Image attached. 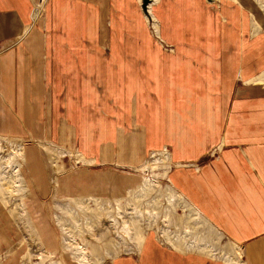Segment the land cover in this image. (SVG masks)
<instances>
[{"label": "crops", "instance_id": "obj_1", "mask_svg": "<svg viewBox=\"0 0 264 264\" xmlns=\"http://www.w3.org/2000/svg\"><path fill=\"white\" fill-rule=\"evenodd\" d=\"M33 2L0 0V134L48 137L83 151V111L87 113L83 109V91L92 88L83 85V76L76 70H95L102 84L98 102L104 105L107 101L111 107L118 101L113 108L128 119V126L126 132L117 124L112 140L105 139V131L112 125L107 118L111 116L100 117L95 150L89 149L86 140L85 151L89 162H94L92 166L130 167L150 148L170 144L176 169L171 182L211 226L243 247L250 264H264V86L249 81L264 70V34L246 36L242 47L219 45L220 51L213 50L217 55H210L211 45L203 44L214 37L217 25L222 27L219 16L229 19L227 10L188 0L193 12L189 15L203 14V19L192 25L201 23L202 38L195 37L206 48L201 59L207 62H187L184 67L182 45L178 46L180 27L176 24L174 31L166 15L172 4L182 8L175 0H161L152 9L160 24V37L174 44L169 52H163L155 43L135 0H47L44 12L35 21ZM213 3L227 5L229 12L234 10L239 16L243 13L241 8L252 17L256 13L252 0ZM239 18L236 24H242ZM83 20L94 22L100 41L106 45L97 43L95 49L83 48ZM203 25L209 26L212 33H205ZM91 53L96 54V65L83 66V54ZM178 56L181 62H177ZM209 57L212 58L208 60ZM171 68L177 70L173 74V97L189 103L185 111L190 125L181 127L183 137L180 130L169 134L167 108L161 106L159 113L154 114L145 103L155 96L146 88L150 75L159 80L157 86L162 90L163 79L167 78L164 71ZM200 70L204 72L201 74ZM119 80L123 87L119 86L116 92L113 88ZM59 85L66 86V92L60 95L58 88L55 97L52 87ZM125 87L128 93L124 98ZM72 90L76 102L70 95ZM171 105L182 107L176 100ZM118 106L123 108L118 110ZM61 107L63 114L59 113ZM69 148L66 150L71 151ZM31 149L37 152L36 148ZM31 162H35L33 156ZM189 166L190 174L184 169ZM30 173L42 192L48 190L38 169H30ZM101 173L100 169L85 167L78 177L75 174L59 178L62 189L58 190L62 195L100 194L105 190ZM124 182V177H115L110 187L123 186ZM108 264L215 263L185 256L148 238L135 254L118 255Z\"/></svg>", "mask_w": 264, "mask_h": 264}, {"label": "rangeland", "instance_id": "obj_2", "mask_svg": "<svg viewBox=\"0 0 264 264\" xmlns=\"http://www.w3.org/2000/svg\"><path fill=\"white\" fill-rule=\"evenodd\" d=\"M39 1L42 6L37 12L38 0L33 2L34 21L45 9V0L43 3L42 0ZM159 1L161 0H135L155 43L163 52H169L171 48L174 49V44L160 37V24L152 12ZM175 1L181 3L182 8L172 4L166 15L170 19L168 25L173 27L174 31L176 24L180 27L181 33L178 36L181 39L178 40V46L182 45L184 67L187 62L196 61L200 65L201 62L206 63L207 61L201 58L208 44L211 45L208 47L210 55L216 56L217 53L215 54L213 50L217 51L219 45L242 47L246 36L249 38L254 33L264 34V0H252L256 10V13H253L255 17L241 7L244 14L239 16L234 10L229 12L227 5L221 3L219 6L213 3L216 0H200L222 11L227 10L229 18L225 21L219 16L218 21H221L222 27L219 28L217 25L215 38L210 37V41L205 40V44L195 37L202 38L201 23L197 26L192 25L201 21L203 14L191 16L189 14L193 12L188 0ZM238 17H241L239 19L242 20L243 26L239 22L235 23ZM210 22L212 24V21ZM203 28L205 33H212L209 26L203 25ZM226 33L227 38L224 37ZM70 36L72 40L74 33ZM79 42L78 36L77 44ZM97 43L106 45L100 41L94 22L83 20V48L95 49ZM74 44L76 43L73 42ZM202 44L205 47H202ZM220 49L222 47L218 50ZM60 55L62 57L64 54ZM95 55L83 54V66L86 63L95 66L97 63ZM87 56L91 59L87 60ZM220 56L222 53L216 60H219ZM72 60L75 61L74 57ZM181 61L178 56L177 62ZM84 69L76 72L83 76V85L92 89L83 91V109L87 112L83 111V151L76 147H66L56 139L48 137L37 139L29 135L0 134V264H108L118 255L135 254L148 238L155 239L164 247L176 249L185 256L197 257L201 261L206 260L215 264H250L244 255L243 247L211 226L203 218L204 215L198 212L197 207L185 198L173 181L171 182L176 169L170 144L150 148L136 165L130 167L116 164L92 166L94 162L92 161V164L89 162L87 159L89 155L85 151L88 150L86 140L89 149L95 150L93 147L101 126L100 117L111 116L108 118L105 116L107 122L112 125L104 135L105 139L111 140L113 128L117 124L127 132L128 119L123 118L119 111L113 108L119 104L118 101L116 104L112 103L111 107L107 101L104 105L98 102L102 89L100 75L95 70L88 72ZM176 72L175 68L164 71L168 79H163L162 90L157 86L159 80L150 75L146 88L155 93V96L145 103L148 104L150 113L154 114L159 113L161 106L167 108L169 134L180 130V137H183L181 127L190 125L185 111L189 103L173 97L176 84L173 74ZM200 72L202 74L204 71ZM249 81L264 86V70ZM119 86L123 87L120 80L119 85L113 88L114 91L117 92ZM52 88L55 97H58L56 94L58 88L61 89L60 95L66 92V86ZM122 92L125 98L128 89L125 87ZM70 95L76 102L77 97L73 90ZM175 100L182 107L171 105ZM121 108L123 106H118V110ZM59 113L63 114L64 109L62 108ZM71 116L73 118L76 116L74 109L71 110ZM102 120L105 123L104 118ZM177 122L179 126L176 125ZM31 147L37 149L40 158ZM67 148L71 151L66 150ZM32 156L34 163L31 162ZM85 167L102 171L105 190L100 194L74 192L62 195L63 193L58 190L62 189L59 178L66 175L73 177L75 174L78 177ZM30 169L40 171L42 177L46 179L44 187L48 190L41 191V187L33 181ZM184 169L190 174L192 167ZM115 177H124L123 186L110 187L114 185Z\"/></svg>", "mask_w": 264, "mask_h": 264}, {"label": "bare ground", "instance_id": "obj_3", "mask_svg": "<svg viewBox=\"0 0 264 264\" xmlns=\"http://www.w3.org/2000/svg\"><path fill=\"white\" fill-rule=\"evenodd\" d=\"M43 2H44V0H42V3H43ZM41 6H42V5H41V2L38 0V2H37V4H36V7H37V8H36V12H37V9L40 10Z\"/></svg>", "mask_w": 264, "mask_h": 264}, {"label": "built area", "instance_id": "obj_4", "mask_svg": "<svg viewBox=\"0 0 264 264\" xmlns=\"http://www.w3.org/2000/svg\"><path fill=\"white\" fill-rule=\"evenodd\" d=\"M47 0H45V2H46Z\"/></svg>", "mask_w": 264, "mask_h": 264}]
</instances>
